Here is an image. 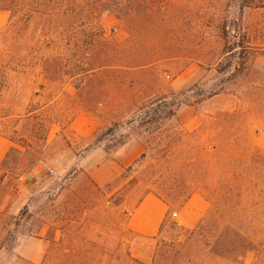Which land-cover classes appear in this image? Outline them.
<instances>
[{"label":"trees","instance_id":"obj_1","mask_svg":"<svg viewBox=\"0 0 264 264\" xmlns=\"http://www.w3.org/2000/svg\"><path fill=\"white\" fill-rule=\"evenodd\" d=\"M233 1L237 27L227 16L217 17L218 46L211 52L190 26L194 16L184 15L176 0H0V11L9 13L0 30V137L23 149L8 150L0 186L37 165L29 152L36 153L49 126L35 122L36 108L4 105L11 79L25 78L34 95L69 83L83 93L95 82L101 116L109 121L96 141H109L108 152L135 135L144 148L120 186L100 188L88 179L53 209L52 197L68 191L61 186L45 194L50 198L41 209L13 218L8 231L0 213V250L26 237L48 244L43 260L49 264H145L124 249L132 211L120 207L132 203L134 210L148 194L184 205L198 194L209 205L206 212L177 251L161 246L150 264H200V255L205 264H264V151L253 142L254 123L264 121V72L253 66L257 57L264 60V48L251 47L240 33L243 11L255 0ZM106 15L116 20L118 38L100 26ZM192 63L212 69L217 83L199 92H175L165 84V75L179 76ZM221 94L234 105L215 109L192 132L182 128L181 107L195 109Z\"/></svg>","mask_w":264,"mask_h":264},{"label":"rangeland","instance_id":"obj_2","mask_svg":"<svg viewBox=\"0 0 264 264\" xmlns=\"http://www.w3.org/2000/svg\"><path fill=\"white\" fill-rule=\"evenodd\" d=\"M184 15H193L190 26L194 25L197 32L205 38L208 43V51H213L218 46L216 41V30L214 28L217 17L227 16L231 22H234L233 29L237 27L238 9L235 1L232 0H176ZM256 6L257 8H254ZM4 17V18H3ZM9 20V13L0 11V30L5 28ZM186 27V21L183 20ZM104 33L107 36L118 38L119 27L111 15H106L99 21ZM241 35L249 36L251 47L264 48V0H255L252 9L243 11L241 22ZM234 42H238L237 39ZM254 69L260 74L264 72V60L257 57L254 63ZM165 75V84L173 91L180 92L194 89L195 92L206 91L217 83V78L212 69L202 67L197 63L190 64L179 76L170 74ZM39 84L42 82L37 80ZM9 89L5 93L3 102L9 106L11 102L18 106L19 110L32 107L38 109L36 123L49 121L46 136L38 142L36 153L30 151L31 157H37L39 162L27 173L21 176L15 175L17 179H5L0 186V213L2 219L7 224V231L12 229L11 221L22 211L28 209L29 212H36L46 203L49 196L48 192L54 193L63 186L68 191L60 197H52L54 202L51 205L53 209H59L64 200V196L71 191H80L88 179L98 187L104 188L111 184L112 189L120 186L123 182L122 176L125 169L131 166L138 157L131 162V158L126 156L123 146L111 151H105L109 141L103 143L97 142L101 139V131L109 127V121L105 116H101V89L94 90L90 83L89 87L78 92L74 84L56 86L53 89L36 92L31 91L30 84L25 78L11 79ZM89 84V83H88ZM234 105L233 99L227 94H221L206 102L200 103L194 109L201 115L204 122L209 114L215 109L230 108ZM187 107V106H183ZM192 108V107H191ZM13 119L8 120L6 124L7 131L11 129ZM201 122V123H202ZM9 128V129H8ZM254 130L257 131L254 137L256 147L264 151V121L255 122ZM0 125V131H3ZM131 134V131H122L114 133V139L117 140L120 135ZM9 142V146H0V163L4 159L8 150L15 147L22 150L17 143H13L6 137H0ZM134 141L143 146V140L135 135H131L127 142ZM126 142V143H127ZM30 143H33L32 141ZM125 143V144H126ZM33 145V144H32ZM143 168L147 166L145 162ZM53 172L54 174H51ZM139 197V194L136 195ZM168 215L165 218L159 233L152 239L138 237L133 233L124 237V249L145 264H150L152 258L161 246H172L173 252L178 250V244L183 242L186 235L194 228H185L179 224V220L172 216V212H178L183 205L169 202ZM209 205L207 203L208 209ZM124 211H132V203L120 207ZM206 212V211H205ZM29 225H27L28 227ZM5 232H0V242L4 238ZM29 239L18 237L12 242L13 249L0 250V264L11 254L17 253L19 245L29 241ZM47 244V243H46ZM48 249V244L45 251ZM170 250V248H167ZM200 264H205V256L198 257ZM41 264H49L42 260ZM213 264H218L214 262Z\"/></svg>","mask_w":264,"mask_h":264},{"label":"crops","instance_id":"obj_3","mask_svg":"<svg viewBox=\"0 0 264 264\" xmlns=\"http://www.w3.org/2000/svg\"><path fill=\"white\" fill-rule=\"evenodd\" d=\"M177 117L187 132L194 131L202 122L201 115L191 107H181ZM0 146L8 147L9 142L1 139ZM123 150L131 162L144 152V148L134 141L124 144ZM206 208L207 202L200 195L194 194L178 212H172V216L179 220V224L190 228L202 217ZM168 214L167 205L156 196L148 194L130 213L127 228L138 237L152 239L159 233ZM46 246V242L41 239H29L19 245L17 253L11 254L1 264H41Z\"/></svg>","mask_w":264,"mask_h":264},{"label":"built area","instance_id":"obj_4","mask_svg":"<svg viewBox=\"0 0 264 264\" xmlns=\"http://www.w3.org/2000/svg\"><path fill=\"white\" fill-rule=\"evenodd\" d=\"M51 174H54L53 172H51Z\"/></svg>","mask_w":264,"mask_h":264}]
</instances>
